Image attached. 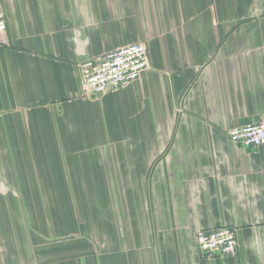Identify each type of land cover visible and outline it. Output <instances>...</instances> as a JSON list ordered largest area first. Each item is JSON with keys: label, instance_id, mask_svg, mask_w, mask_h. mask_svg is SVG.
I'll use <instances>...</instances> for the list:
<instances>
[{"label": "crops", "instance_id": "obj_1", "mask_svg": "<svg viewBox=\"0 0 264 264\" xmlns=\"http://www.w3.org/2000/svg\"><path fill=\"white\" fill-rule=\"evenodd\" d=\"M0 264H264V0H0ZM149 67L83 97L79 66ZM236 229L233 257L201 230Z\"/></svg>", "mask_w": 264, "mask_h": 264}, {"label": "built area", "instance_id": "obj_2", "mask_svg": "<svg viewBox=\"0 0 264 264\" xmlns=\"http://www.w3.org/2000/svg\"><path fill=\"white\" fill-rule=\"evenodd\" d=\"M5 18L0 7V46H6ZM149 67L147 47L134 43L80 64L83 97H100L125 88L136 81ZM232 145L259 149L264 145V115L256 122L233 128L227 132ZM236 229L221 227L201 230L195 235L198 253L220 258L233 257L237 252Z\"/></svg>", "mask_w": 264, "mask_h": 264}]
</instances>
